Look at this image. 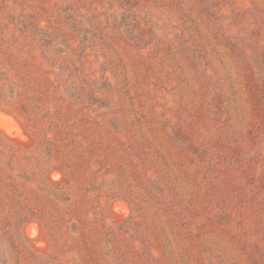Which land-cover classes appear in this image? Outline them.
<instances>
[{"label": "rangeland", "instance_id": "374dc122", "mask_svg": "<svg viewBox=\"0 0 264 264\" xmlns=\"http://www.w3.org/2000/svg\"><path fill=\"white\" fill-rule=\"evenodd\" d=\"M0 96V264H264V0H0Z\"/></svg>", "mask_w": 264, "mask_h": 264}, {"label": "water", "instance_id": "95a60500", "mask_svg": "<svg viewBox=\"0 0 264 264\" xmlns=\"http://www.w3.org/2000/svg\"><path fill=\"white\" fill-rule=\"evenodd\" d=\"M0 122L4 125V126H7L9 127L10 126V123L7 119L5 118H0ZM10 128V127H9Z\"/></svg>", "mask_w": 264, "mask_h": 264}, {"label": "trees", "instance_id": "16d2710c", "mask_svg": "<svg viewBox=\"0 0 264 264\" xmlns=\"http://www.w3.org/2000/svg\"><path fill=\"white\" fill-rule=\"evenodd\" d=\"M0 99H1V100H4L3 97H1V96H0ZM8 109H9V108H8ZM9 110L12 111L13 113H15L16 115H18L20 118H22L21 115H20L19 113H17L16 111H14L13 109H9ZM40 222H41V221H40ZM41 223H42V222H41Z\"/></svg>", "mask_w": 264, "mask_h": 264}]
</instances>
